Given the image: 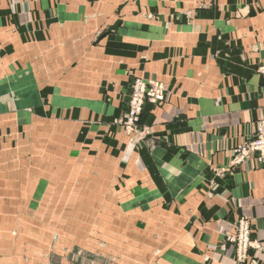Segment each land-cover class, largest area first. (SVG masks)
Listing matches in <instances>:
<instances>
[{
  "label": "crops",
  "instance_id": "0c3cea01",
  "mask_svg": "<svg viewBox=\"0 0 264 264\" xmlns=\"http://www.w3.org/2000/svg\"><path fill=\"white\" fill-rule=\"evenodd\" d=\"M262 65L264 0H0L3 129L38 115L31 144L51 183L66 165L69 179L114 178L119 219L152 243L133 252L153 264H234L224 238L240 215L264 244V170L230 169L264 119ZM134 77L162 84L167 102L147 104L129 136L116 122ZM26 180L0 177V264L52 263L50 240L18 223ZM110 229L108 241L137 236Z\"/></svg>",
  "mask_w": 264,
  "mask_h": 264
},
{
  "label": "rangeland",
  "instance_id": "374dc122",
  "mask_svg": "<svg viewBox=\"0 0 264 264\" xmlns=\"http://www.w3.org/2000/svg\"><path fill=\"white\" fill-rule=\"evenodd\" d=\"M259 72L264 75V65L259 68ZM166 102L165 90L163 104ZM144 111L145 108L143 113ZM32 116L31 120L27 118L28 121L24 123V115L23 117L21 114L14 115L15 122L11 123L15 127L14 132L6 128L3 129V124L0 122V177L5 176L13 179L26 177L29 179V181L26 180L28 185L26 192L21 198H17L22 205V210H18L16 213H19V216L17 214L16 216L21 221H18L19 224L22 223V219L27 220L31 223L32 233L40 234L44 239L50 240L46 246H50L48 248L50 253L48 252L47 256L48 260L52 262L51 264L55 262L60 264L61 259L64 260L63 264H122L120 263L122 260H125L123 264H153L149 253L143 252L142 259H138V254L135 256L136 253L133 252V249L152 250V243L150 248L149 242H141V239L134 240L139 235L131 232L130 225L119 219L120 216L114 203L115 198L118 200V196H115L112 187L110 188L114 183V178L106 177L93 181V179L87 180L86 173H82L69 179L70 174L65 171L68 169L70 172L73 167L66 165L63 168L66 178L62 180L51 178L53 182H49L50 171L40 161L37 141H34L33 145L31 144L33 137L39 136L38 122L34 121V118L38 119V115L32 114ZM121 120L117 121L116 125L129 136L137 134L142 128L141 119L139 125L130 130L123 127L120 123ZM262 122L264 119L257 121L250 137L232 149L230 159L232 171L247 162L246 160L244 164L237 167L231 165L235 149L255 138L258 135L255 132ZM12 138L15 143L8 146L6 142ZM260 167L264 170L262 166ZM30 175L35 177H29ZM68 180L72 183L69 184ZM55 181L57 183L53 184ZM92 182L95 186L92 185ZM50 183L53 185L49 193H46ZM63 191L64 193H62ZM242 220L248 224L246 228L242 225ZM109 226L112 235L119 229H124L128 236H137L126 242L108 241L109 236L104 233V230L105 227L108 230ZM255 234L249 219L242 215L236 218L233 233L226 234L224 238V244L232 247L234 264H259V253L264 250L257 251L251 249L249 245L255 247L258 244L263 246L264 244ZM245 237L248 242L244 241ZM157 250L154 249V251ZM60 251L63 253L61 257L57 256V253H61Z\"/></svg>",
  "mask_w": 264,
  "mask_h": 264
},
{
  "label": "built area",
  "instance_id": "2783aa9c",
  "mask_svg": "<svg viewBox=\"0 0 264 264\" xmlns=\"http://www.w3.org/2000/svg\"><path fill=\"white\" fill-rule=\"evenodd\" d=\"M164 101L165 89L162 84L134 77L131 81L128 108L120 123L128 130L137 127L140 123L143 110L147 104L152 106H161ZM255 133L258 134L255 138L246 141L244 145L235 149L231 165L237 167L244 164L246 160H253L256 164L264 168V122L260 123ZM242 225L246 228V225L248 224L242 220ZM244 241L248 242L246 237ZM249 246L251 249H255L257 251L264 250V246L261 244H258L255 247L254 245Z\"/></svg>",
  "mask_w": 264,
  "mask_h": 264
}]
</instances>
